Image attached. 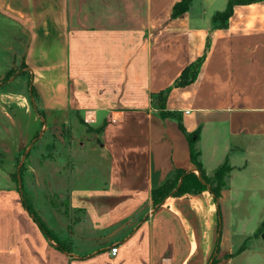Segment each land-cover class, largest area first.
I'll return each mask as SVG.
<instances>
[{"label":"crops","instance_id":"obj_1","mask_svg":"<svg viewBox=\"0 0 264 264\" xmlns=\"http://www.w3.org/2000/svg\"><path fill=\"white\" fill-rule=\"evenodd\" d=\"M180 1L0 0V264H264V0L234 6L224 28L213 17L228 0H190L173 18ZM201 58L195 80L172 87ZM168 89L176 118L151 100ZM69 126L98 134L74 169L88 185L41 224L14 165L39 127ZM194 133L207 178L231 168L217 199L208 186L179 192L200 177ZM53 165L43 183L55 187L64 169Z\"/></svg>","mask_w":264,"mask_h":264},{"label":"rangeland","instance_id":"obj_2","mask_svg":"<svg viewBox=\"0 0 264 264\" xmlns=\"http://www.w3.org/2000/svg\"><path fill=\"white\" fill-rule=\"evenodd\" d=\"M19 68L12 69L10 75L16 77L12 88L17 95L25 93V85L23 80L18 79L15 73ZM8 88V87H7ZM4 88V93L9 92V89ZM31 125V118L29 119ZM98 142V134L94 130L76 129L74 126L56 132L48 131L44 133L42 127H39L35 135L29 140L17 158L14 165L13 179L22 184L21 176L28 173L24 183L26 205L29 211L36 219L43 224L50 218L57 217V212L62 211L67 207V195L69 190L74 186L88 185V182H81L79 178V168L74 169L81 163L89 162L88 153L93 152ZM33 148L30 158L28 148ZM35 158V161H30ZM23 159V160H22ZM44 160L53 162V171L57 168L64 169L62 171V181L57 182L56 186H51L47 182L44 184L43 164ZM65 165H60V163ZM39 163V164H38ZM56 166V167H55ZM32 180L30 176L32 175ZM70 176L75 177L72 181L68 179ZM78 176V177H77ZM65 177V178H64ZM44 184V185H43ZM22 187V185H21ZM61 187L63 188L61 190ZM70 217V214L67 215ZM43 222V223H42ZM256 240L260 241V237L256 236ZM261 242V241H260ZM253 246L258 244L252 243ZM249 246L248 242H244L242 247ZM241 247V248H242Z\"/></svg>","mask_w":264,"mask_h":264},{"label":"trees","instance_id":"obj_3","mask_svg":"<svg viewBox=\"0 0 264 264\" xmlns=\"http://www.w3.org/2000/svg\"><path fill=\"white\" fill-rule=\"evenodd\" d=\"M257 1L260 0H228L225 11L222 13L215 14L213 17V22L217 24V28H224L226 26L227 20L231 16L232 9L234 6L251 4ZM189 4H190V0H181L173 7L171 17L176 18L182 15L183 13H185L189 7ZM202 61L203 58L197 60L190 66L186 67L182 71L179 78L174 82L172 87L175 88L185 87L191 84L196 78L198 69ZM168 92L169 89L159 93L151 100L153 103H155L157 109L159 110V115L162 118H176V115L174 113L167 112L165 111L164 108V103ZM179 127L182 130L180 123H179ZM185 136L187 137L189 144L190 159L197 168V170L199 171L200 177L199 179L195 177H191L187 181H185V183L183 182L179 192H184V191L199 192L203 190L206 186H208L214 198L217 199L220 195V192L225 187V181L231 168L225 162L213 173L212 178L210 179L207 178L204 172L201 170L199 164V151L197 150L196 147V142L198 138L197 133H194L192 135H185ZM175 186H176V181H171L168 182L166 185L162 186L161 188L154 190L152 192L153 202L155 204H159L171 192V190L175 188ZM263 228H264V222L261 223L257 233L255 234V237L260 236L263 233Z\"/></svg>","mask_w":264,"mask_h":264},{"label":"built area","instance_id":"obj_4","mask_svg":"<svg viewBox=\"0 0 264 264\" xmlns=\"http://www.w3.org/2000/svg\"><path fill=\"white\" fill-rule=\"evenodd\" d=\"M116 253H117V249H116V248H112V249L110 250V254H111V256H115Z\"/></svg>","mask_w":264,"mask_h":264},{"label":"water","instance_id":"obj_5","mask_svg":"<svg viewBox=\"0 0 264 264\" xmlns=\"http://www.w3.org/2000/svg\"><path fill=\"white\" fill-rule=\"evenodd\" d=\"M260 238L264 241V233L260 235Z\"/></svg>","mask_w":264,"mask_h":264}]
</instances>
